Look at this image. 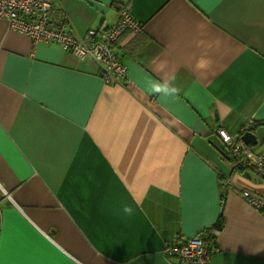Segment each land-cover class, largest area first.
<instances>
[{"label": "crops", "instance_id": "0c3cea01", "mask_svg": "<svg viewBox=\"0 0 264 264\" xmlns=\"http://www.w3.org/2000/svg\"><path fill=\"white\" fill-rule=\"evenodd\" d=\"M54 3L74 36L122 7L143 30L114 47L129 83H108L0 19V264H181L165 246L208 231L209 264H264V213L242 195L264 199V178L212 144L264 123V0ZM173 77L177 95L151 91Z\"/></svg>", "mask_w": 264, "mask_h": 264}, {"label": "built area", "instance_id": "2783aa9c", "mask_svg": "<svg viewBox=\"0 0 264 264\" xmlns=\"http://www.w3.org/2000/svg\"><path fill=\"white\" fill-rule=\"evenodd\" d=\"M57 11L54 0H0V19H5L12 31L30 38L33 45L56 44L79 61H94L106 82H120L123 79V82L129 83L127 67L113 49L124 33L138 34L143 30L142 24L129 10L122 7L114 26L104 30L91 29L84 37L60 30ZM253 123L248 120L245 129ZM218 134L232 152H246L252 165L264 176V152H254L241 138L232 137L225 130H219ZM242 195L249 205L264 212V199L261 196L250 191H243ZM215 249H211L202 235H196L167 244L164 254L181 264H209Z\"/></svg>", "mask_w": 264, "mask_h": 264}, {"label": "trees", "instance_id": "16d2710c", "mask_svg": "<svg viewBox=\"0 0 264 264\" xmlns=\"http://www.w3.org/2000/svg\"><path fill=\"white\" fill-rule=\"evenodd\" d=\"M121 10V8L119 9V11ZM60 21L58 22L57 26L60 30H62L63 28H60ZM65 32H68L67 30L63 29ZM70 33V32H68ZM125 34V33H124ZM123 34V35H124ZM114 49V48H113ZM119 57V56H118ZM120 58V57H119ZM121 59V58H120ZM122 60V59H121ZM123 61V60H122ZM123 79H120V82ZM258 127H264V123H253L249 128L247 129H243L239 134H241V136L247 132H251L254 131L256 128ZM220 137V135H218ZM221 138V137H220ZM222 140V138H221ZM212 144L217 148H222L225 152H226V156L227 159H230V162L232 163V167L234 168V170H249V171H253L256 175H258L259 177L264 178V176L262 174L259 173L258 169H256V167L254 165H252L251 161L248 159L246 152H241L240 154L232 152L231 148L226 146L225 143L222 141L220 144H215V142H212ZM252 144L249 145V148L251 149ZM252 150V149H251ZM226 158V157H224ZM263 212V211H262ZM264 213V212H263ZM224 227V219L222 217V215L220 216L217 224L214 226V230H221ZM208 235L203 236V238L205 239L206 243L211 247V249L215 246V243H213V241L215 240V237L213 234H211L210 231L207 232ZM213 243V244H212Z\"/></svg>", "mask_w": 264, "mask_h": 264}, {"label": "clouds", "instance_id": "9594fccd", "mask_svg": "<svg viewBox=\"0 0 264 264\" xmlns=\"http://www.w3.org/2000/svg\"><path fill=\"white\" fill-rule=\"evenodd\" d=\"M166 62H161L160 65H158L159 68L163 69L165 67ZM207 64V61L204 60L203 58H201L198 61V66H204ZM175 78L173 77L171 81H157V82H153L151 84V91L153 93L156 94H161L165 97L168 96H175L178 94L179 89L178 87L175 85ZM134 209L129 206V205H125L123 207V212L127 215H132L133 214Z\"/></svg>", "mask_w": 264, "mask_h": 264}, {"label": "water", "instance_id": "95a60500", "mask_svg": "<svg viewBox=\"0 0 264 264\" xmlns=\"http://www.w3.org/2000/svg\"><path fill=\"white\" fill-rule=\"evenodd\" d=\"M246 144H254L256 145L258 140H257V137L255 134H253L252 132H247L245 133L242 138H241ZM217 150L220 152V154L223 156V157H226V152L222 149V148H219L217 147Z\"/></svg>", "mask_w": 264, "mask_h": 264}]
</instances>
